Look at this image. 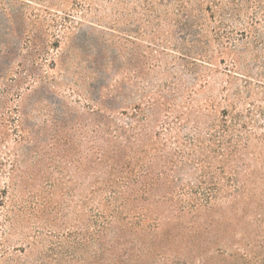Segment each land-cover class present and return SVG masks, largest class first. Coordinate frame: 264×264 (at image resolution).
<instances>
[{"label":"rangeland","instance_id":"rangeland-1","mask_svg":"<svg viewBox=\"0 0 264 264\" xmlns=\"http://www.w3.org/2000/svg\"><path fill=\"white\" fill-rule=\"evenodd\" d=\"M0 264H264V0H0Z\"/></svg>","mask_w":264,"mask_h":264}]
</instances>
